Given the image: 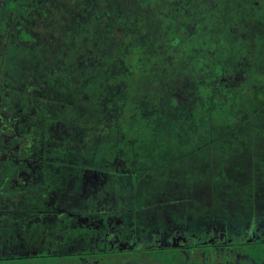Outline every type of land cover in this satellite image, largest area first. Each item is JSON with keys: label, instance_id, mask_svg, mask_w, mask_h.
<instances>
[{"label": "trees", "instance_id": "16d2710c", "mask_svg": "<svg viewBox=\"0 0 264 264\" xmlns=\"http://www.w3.org/2000/svg\"><path fill=\"white\" fill-rule=\"evenodd\" d=\"M217 1L0 0V65L3 70L0 96L11 100L8 110L12 132L19 134L20 141L25 136L26 131L19 123L25 113V104L32 97L29 87L39 88L48 101H52L51 106L59 108V113L61 110V117L67 121L68 128L72 123L85 128V136L99 131L100 136L109 139L110 146H113V156L109 157H112L116 171L106 170V177L118 175V193L124 195L122 191L128 186L133 191L138 176H144L141 179L144 187L146 182L158 180L171 169L180 171L185 168L191 170L188 183L199 172L201 182L213 188L217 168H224L231 153L214 144L227 132L241 130L240 125L246 129V134L240 132L236 139L247 143L250 136L247 127L251 132H258L253 126L254 121L256 124L261 122L259 111H254V106L257 107L254 93L264 91V0H222L247 14L248 22L235 28L233 36L236 44L231 43L230 48L224 51L212 50L211 47L202 49L200 54H206L210 60L196 70L186 69L180 61L177 63L176 54L169 48L173 41L166 38L165 29H175L176 34L172 33L178 42L186 40L193 31L192 26L204 22L214 13ZM75 2H78L77 6H71ZM61 16L65 21L60 20ZM67 17H72V21H67ZM81 19L90 24L91 42L96 45L102 59L90 68V73H84L86 78L84 75L82 78L74 76V71L69 78L68 73L59 71V64L54 69L51 63L67 60L74 65V56L68 50L67 41L63 40L74 39L72 36L81 29ZM60 23L62 26L54 30ZM52 24L54 31L48 33L45 39L39 38V42L36 31L42 32L43 28ZM62 49L66 54H62ZM130 50H137L142 55V65L132 71L133 80L140 77L138 87L131 82L129 86L115 88L111 92L110 103L99 118L98 95L105 90L100 85L103 81L106 85V76L100 77L95 72L99 70L103 74L102 69L109 61L117 62L114 64L129 63ZM160 52L164 54L160 55ZM120 55H125V58L119 60ZM236 61L244 62L250 75L243 65H234ZM94 125L96 128L92 127ZM88 128L91 129L89 132ZM64 135L65 128L58 131L56 137ZM9 138L8 144L13 143V137ZM179 139L183 142L179 143ZM59 140L57 143H60ZM96 142L100 148L107 144L104 139ZM249 143L252 144L251 141ZM184 145L186 147L182 148ZM196 145H201V148L196 150L192 147ZM79 170L75 169L76 172ZM247 170L251 179L258 177L259 173L254 169L248 167ZM196 182L195 179L192 183ZM253 186L247 197H251L248 201L250 208L257 210L255 199L262 192ZM180 187L175 182L174 195L169 194V186L163 193L154 190L143 197L141 202L148 215H142L147 217L152 211L150 215L158 217V220L154 230L141 225L143 231L138 232L141 235L137 239L139 242L145 235L143 232L147 238L152 234L146 243L137 241L130 247L116 249L123 252L120 264H157L159 261L173 264V255L168 252L179 249L187 255L189 247H197L201 251L205 247L223 249L221 264H264V237H258L264 231L262 226L257 228L252 225L255 237L249 240L246 238L252 230L243 234H227L223 240L211 238V233L194 232L190 246L179 243V237L173 238L171 230L166 234L168 227L164 226L172 218L182 219L180 226H187L190 221L204 223L211 220L203 210L204 205H199V213L188 209L180 198L186 192ZM239 187L241 185L234 190L240 191ZM235 196L236 199H247L244 194L240 196L236 193ZM235 215L239 214L217 212L224 222ZM231 252L235 257L233 260ZM101 253L95 251L96 255ZM73 255L78 256H62ZM242 257L246 261L242 262ZM193 264L207 262L203 260Z\"/></svg>", "mask_w": 264, "mask_h": 264}, {"label": "rangeland", "instance_id": "374dc122", "mask_svg": "<svg viewBox=\"0 0 264 264\" xmlns=\"http://www.w3.org/2000/svg\"><path fill=\"white\" fill-rule=\"evenodd\" d=\"M76 4L78 2L71 6L76 7ZM63 18L61 16L60 20L65 21ZM66 20L72 21V17H67ZM247 22V14L228 1L218 0L214 6V13L206 17L204 22L192 26L193 31L186 40L178 42V38L172 33V31L175 33V29L170 31L165 29V35L167 39L173 41L169 48L176 54L177 63L180 61L186 69L196 70L210 60L206 54H200L202 49L211 47L212 50L224 51L230 48L231 43L236 44L233 36L235 28ZM80 25L81 29L79 28L72 36L74 39L63 40L67 41L68 50L74 56V65L67 60L64 62L56 60L51 63L52 68L59 64V71L63 74L68 73L69 78H72L73 71L74 76L82 78L84 73H90V68L99 64L102 59L101 54L96 50V45L91 42L90 24L81 19ZM61 26L62 23L60 26L56 24L53 29L57 30ZM48 27L43 28L42 32L36 31L38 39H45L48 33L54 31L52 29L54 24ZM63 49L62 54H66ZM167 53L170 54V51L167 50ZM161 54L164 53L160 52ZM122 58H125V55L119 56V60ZM128 58L131 60L129 63L114 64L117 62L109 61L110 63L102 69L103 74L99 70L95 72L100 77L106 76V85L104 81L103 85H100L105 87V90L103 94L101 92L98 95L99 113H101L99 118L105 106L110 103L111 92L115 88L129 86L131 82L138 87L140 77L137 75L139 78L133 80L132 71L142 65V55L137 50H130ZM156 58L158 59V56ZM3 62L4 59L1 60V63ZM71 65H73L72 70ZM234 65H243L250 75L248 66L244 62L236 61ZM29 89L32 91V97L25 104V113L19 123L26 133L23 141L17 142L11 148L16 154L27 158V161L12 159L13 153L5 146L0 150V261H2L0 264H9L3 258L6 256L30 255L35 256L28 260L24 257L25 262L21 264H120L123 252L116 249L137 243V239L141 236L138 232L143 231L141 225L149 226L154 230V224L158 220V217L150 215L152 211L147 217L142 215H148L141 202L143 197L154 190L163 193L169 186V194H171L175 191V182H178L179 187L182 185L180 189L186 192L180 198L189 207L188 209L192 208L193 213H199L201 210L199 205H204L203 210L205 209V214L211 219L204 223L190 221L187 226H180L182 219H170L164 226L168 227L165 233L171 230L174 233L173 238L179 237V243L192 245L194 232L208 233V235L211 233V238L223 240L227 234L234 232L243 234L252 230L246 238L249 240L250 237H255L253 224L257 228L264 227V91L253 92L257 99V107L254 106V111H259L258 119L261 121L260 124L254 121L253 126L258 132H251L247 125L250 136L247 138V143H243L236 139L239 138L238 133L246 134V129L240 125L241 130L227 132L214 144L215 147L231 153L224 168H217L213 188L201 182L199 172L188 183L187 178L191 176L189 168L180 171L171 169L167 174H162L158 180L146 182L144 187L141 183L144 176H138L133 191L128 186L125 189L126 193L124 190L122 195L117 190L120 180L118 175H110L114 178L106 177V170L116 171L112 157H109V155L113 156L111 151L113 146H110L109 139L100 136L99 131L87 133L88 136H85V128L81 129L80 126L70 122L69 125L72 126L68 128L67 121L61 117V110L60 113L57 112L59 108L52 107V101H48V97L44 96L39 88L29 87ZM8 105L9 100L0 99V131L2 128L5 133L9 131L6 113ZM254 119L255 115L252 120ZM92 127L96 128V125ZM64 128L65 135L57 138V132ZM90 130L87 129L88 132ZM43 139L44 143H42ZM98 139L106 140L108 145L104 144L100 148L96 142ZM57 140L60 143H57ZM179 140V143L183 142L182 139ZM250 141L252 144L249 143ZM172 145L176 147L175 144ZM185 147L184 145L182 148ZM192 147L199 150L201 145ZM107 157L110 159L108 160ZM248 167L259 173L255 180L248 176ZM76 168L80 170L76 172ZM195 179L197 182L192 183ZM237 185H241L238 192L234 190ZM252 186L262 192L255 199L258 211L250 208L248 203L251 197L250 195L247 197V193ZM236 193L240 196L244 194L247 199H236ZM135 208L137 210L134 213ZM208 208L211 210H206ZM218 211L228 215L234 213L239 215L229 216L224 222V219L217 216ZM143 233L145 235L138 243H146L152 235H148L147 238L146 233ZM258 237L263 238L264 231ZM95 251L102 253L96 255ZM187 251L186 255L183 251L174 249L168 254L173 255V264H193L203 260H206L207 264H221L223 261V249L205 247L201 251L197 247H189ZM65 254L78 256H62ZM231 255L233 260L235 258L233 252ZM241 261L246 259L242 257ZM157 264L169 263L159 261Z\"/></svg>", "mask_w": 264, "mask_h": 264}, {"label": "flooded vegetation", "instance_id": "af4514ba", "mask_svg": "<svg viewBox=\"0 0 264 264\" xmlns=\"http://www.w3.org/2000/svg\"><path fill=\"white\" fill-rule=\"evenodd\" d=\"M2 72H3V70H2V66L0 67V77H1V75H2ZM0 99H7V100H9V105H8V107H7V109H6V113H7V117H8V127H7V129H9V131H7L6 133L3 131L4 129H2L1 128V131H0V150H2L3 148H4V146L6 147V149H9L12 153H13V155H11L13 158L12 159H14V160H17V159H22V160H25V161H27V158H25L23 155H18V154H16L15 152H13L12 150H11V148L15 145V144H17V142L18 143H21L22 141H23V138L21 139V141L19 140V134H17V133H13L12 132V130H11V128L9 127V119L11 118V114H10V112H9V110H8V108L10 109V102H11V100H10V98L9 97H5V96H0ZM10 136H12L13 138V143H10L11 144V146H10V144H8V141L11 139V138H9ZM22 136H24L23 134H22ZM2 137H3V140H1L2 139ZM21 138V137H20ZM4 155H5V153H4ZM36 255H40V254H36ZM51 255H55V254H51ZM33 256H35V255H30V256H15V257H12V256H6V257H3V258H5V261H7V262H9V264H20V263H22V262H25V259H23L24 257H26V260H28V259H31V258H33ZM56 256V255H55ZM1 257V256H0ZM30 257V258H29ZM19 258H22L23 259V261H22V259H20V260H18ZM54 258V257H53ZM0 262H2V261H0ZM89 262V261H88Z\"/></svg>", "mask_w": 264, "mask_h": 264}, {"label": "crops", "instance_id": "0c3cea01", "mask_svg": "<svg viewBox=\"0 0 264 264\" xmlns=\"http://www.w3.org/2000/svg\"><path fill=\"white\" fill-rule=\"evenodd\" d=\"M15 257V256H14ZM21 257V256H20ZM19 260V259H18ZM21 264V263H20Z\"/></svg>", "mask_w": 264, "mask_h": 264}]
</instances>
